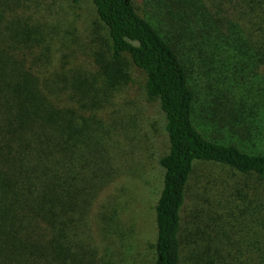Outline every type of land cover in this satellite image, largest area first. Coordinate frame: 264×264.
Instances as JSON below:
<instances>
[{
  "label": "trees",
  "instance_id": "trees-1",
  "mask_svg": "<svg viewBox=\"0 0 264 264\" xmlns=\"http://www.w3.org/2000/svg\"><path fill=\"white\" fill-rule=\"evenodd\" d=\"M29 1L0 0V264H116L97 262L77 237L95 189L84 111L97 94L53 78ZM91 2L110 39L109 57L97 61L103 82H129L127 55L165 117L153 264H264V216L243 248L219 238L211 216L189 229L182 214L197 162L264 181V82L237 92L216 77L264 68V0H157L165 28L134 0ZM198 72L212 80L200 91Z\"/></svg>",
  "mask_w": 264,
  "mask_h": 264
},
{
  "label": "rangeland",
  "instance_id": "rangeland-1",
  "mask_svg": "<svg viewBox=\"0 0 264 264\" xmlns=\"http://www.w3.org/2000/svg\"><path fill=\"white\" fill-rule=\"evenodd\" d=\"M156 1L134 0V6L154 26L165 28L168 21ZM29 2L41 28L53 78L59 75L61 86H70L78 79L97 94L96 105L87 102L84 111L91 137L89 159L95 189L79 224L78 240L96 255L97 262L100 257L103 261L109 257L116 264H153L155 204L163 179L159 160L168 148L159 103L148 96L144 73L127 55L129 82L112 90L103 82L97 61L109 57L110 39L91 0ZM254 72L248 69L237 75L231 70L216 77L223 86L238 92L252 81L263 84L264 68L257 70V75ZM211 74L215 76V72ZM194 77L200 91L207 77L200 72ZM199 128L205 136L210 135ZM186 198L182 214L189 229L208 225L211 216L215 222L209 225L219 232V238L227 243L229 236L238 247L248 245L253 238L251 233L246 235L249 226L254 227L253 220L264 216V181L212 162L195 164ZM193 215L197 218L192 221ZM243 259L246 261V256Z\"/></svg>",
  "mask_w": 264,
  "mask_h": 264
}]
</instances>
